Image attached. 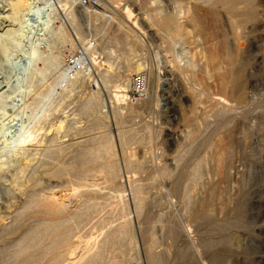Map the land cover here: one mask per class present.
Listing matches in <instances>:
<instances>
[{
    "label": "rangeland",
    "instance_id": "obj_1",
    "mask_svg": "<svg viewBox=\"0 0 264 264\" xmlns=\"http://www.w3.org/2000/svg\"><path fill=\"white\" fill-rule=\"evenodd\" d=\"M8 1L0 0V8L14 7L16 0ZM82 1L21 0L31 7L23 14L31 20V41L9 59L11 83L23 90L0 110V207H8L0 210V264H15L25 236L55 219L39 208L17 214L34 195L65 191L73 197L65 181L81 170V153L95 145L90 138L104 134L112 138L115 184L124 192L133 236L106 245L105 263L264 264V0ZM248 2L255 20L240 25L246 27H239L240 36L236 26L246 15L232 12ZM161 16L189 31L175 40L171 26L167 31L148 21ZM211 53L217 61L207 63ZM228 54L234 61H226ZM70 56L91 57V69L68 78ZM137 58L146 67L145 85L141 100L130 105L120 96H128L136 73L125 60ZM122 78L130 80L121 93ZM137 184L145 196L139 204ZM110 193L105 187L99 201ZM116 219L110 225L119 224ZM87 224L89 230L75 236L82 247L102 228L95 220ZM48 236L33 252L36 264L49 259L38 254Z\"/></svg>",
    "mask_w": 264,
    "mask_h": 264
},
{
    "label": "bare ground",
    "instance_id": "obj_2",
    "mask_svg": "<svg viewBox=\"0 0 264 264\" xmlns=\"http://www.w3.org/2000/svg\"><path fill=\"white\" fill-rule=\"evenodd\" d=\"M8 4H11V5L14 4V0H9ZM3 6H5V5H3ZM26 6L27 5L21 4V0H16L14 7H12V8H10V7L0 8V57L2 58V56H3V58H5V63L4 64L0 63V71H5L4 72L5 73L4 74L5 75V83L0 84V110L3 109L2 105L4 103V100H7V98L10 95H14V92H16V91L21 92V90H23L22 88L24 87V86L16 87L15 85H13L11 83V78L13 77L12 73H13L14 69H13L9 59L11 57H13L15 54L16 55H22V53L24 52V51H22L23 50L22 49L23 43L31 41L29 38L30 36L27 35V33H29V31H28L29 28L26 25V22H28L29 20L26 19L25 17H23L24 13H26V12L30 13V11H31V10L29 11L30 6L27 8H26ZM245 6L246 7H244V8L239 6L242 9L236 8L234 11L231 10V11H233L232 13H233L234 17L236 15V13H239V14L245 13V15H246L244 20L242 19L243 21L242 22L240 21V23H238L236 26V28L238 30L237 35H240V36L242 35L241 34L242 30L239 28L242 26H240V25H242V23L248 24L251 21L255 20V13L253 12L252 4L248 2L247 5H245ZM232 7H234V5ZM31 13H33V10ZM125 13H126V11H125ZM234 13H235V15H234ZM239 14H238V16H240ZM238 16H236V17H238ZM148 21L151 25L158 26V28H162V29H165L167 31L170 29V26H171L172 32H170V34H173L172 36L174 37L175 40L177 38L182 39L183 36L186 35V33L189 31V29L187 27L183 26L182 23L177 22V21H173L169 16H161L159 18V20L156 21L157 24H155L156 22L153 19L151 20V18H149ZM190 22L191 23H189V22L188 23L191 24L193 27H195V28L197 27V20L194 17L191 18ZM236 23H237V21H236ZM243 27L246 28L245 26H243ZM243 27H242V29H243ZM149 29H150V27H149ZM239 29L241 32L239 31ZM138 37L142 43L141 47L144 48L145 42L142 41L140 34L138 35ZM175 40H174V42H175ZM24 44H26V43H24ZM33 49H36V48L33 47ZM240 52H242V50ZM240 52L237 53V57L240 54ZM34 54H35V52L32 51V55H34ZM241 57L239 56L238 58H241ZM206 58H207L206 59L207 63H208V61L209 62L210 61L211 62L217 61V59H216L217 55L215 56V54H213V53H211L210 56L206 57ZM90 59H91V57H90ZM90 59H87V61L84 60V63H85V61L87 63L86 70L91 69V67H90L91 66V60ZM127 59L125 60V65L129 68L128 71H131L132 73H136V74L138 73L139 74V73L143 72L144 70H146L144 63L142 61H140L141 60L140 58L139 59L137 58V60H134V59L127 60ZM234 59H235V57L233 58V56H231L229 54L226 56V61H228V62H232V61H234ZM48 62L52 64L53 60L46 61L47 64H48ZM47 64H45V65H47ZM65 67H66V71L68 73V78H70L69 69L66 65H65ZM31 69H32L31 66H29L30 76L32 75ZM129 80H130L129 78H122L120 86L117 87V89L118 88L121 89V93L123 91L124 92L128 91L127 89H128V85H129ZM43 81H44V77L41 76V77H38V80L36 83L43 82ZM31 84H32V82H31ZM118 93H119V91H118ZM120 97L123 99H124V97H126L125 101L127 100V96L125 94H123V95L121 94ZM118 98H119V95H118ZM223 101L226 102L225 100H223ZM226 104H228V103H226ZM61 123L62 122H60V124ZM1 132L4 133V130ZM99 137H100V140L97 139L98 141H96V142L94 141L95 139L90 138V141L93 140L95 145H93V147L88 148L83 153H81L82 155L80 154L81 155L80 157L82 159L81 170L79 172L76 171L77 172V174H76L74 169H73L72 171H74L75 177H73L74 176L73 175L72 176L73 178H70L67 181H65L66 187H64V188L68 189L69 187H71V190L73 192V194L72 193L71 194L73 195L74 198L73 197L70 198L65 193V191L62 192L61 195H57V194L51 193V192L43 193V194H39V195H34L31 199H29L27 205L25 204L26 205L25 208L20 213L17 214L18 215L17 218L21 217V216L23 217L24 212L29 211L30 209L34 210V208H36V210H37V208H39L40 210H43V211H45L51 215H54L55 219L49 221L51 223H47V222L44 223L43 222L41 225H39V227L37 226L36 229L32 230L31 232L29 231L30 233H28L25 236V238L23 239V241L20 242L21 243V244H19L20 248H18L17 251L13 255L14 260L13 259L12 260L14 261L15 264H16V261H18V260H23L25 263H28V264H32V263L36 264L35 261H37V259H36V257L34 258L33 255L35 253H37V251L34 254H33V252L38 247L39 240L45 238L46 235L47 236L49 235L52 239H51V242L47 245V247L45 249H41L40 252L38 253L40 259H45L47 257L49 258L47 263L42 262L43 264H111V262H109V263L104 262V255H103L102 249L110 243L120 242L124 238L133 237V236H131L132 232L129 231L130 225L132 223H131V219L129 217V212H128V208H127L128 206H127V202H126V199L124 196V192L121 188H119V186H117L115 184V182L119 176V170H118L119 167H117V165L115 164L117 162L114 161L115 160L114 158L116 157V155H115V151L113 148L112 138L107 134L106 135L104 134L103 136H99ZM31 138H32V136H29L27 139H24L23 143L25 145H27L28 143L32 142ZM84 141H86V140H84ZM24 144H23V146H24ZM48 155H50V154H48ZM95 165H97L98 167H95ZM79 167H81V166L79 165ZM60 172H61V168H60V170L58 169L55 172V175H56V173H60ZM97 177L101 178L104 182H102V183L97 182L99 180V178H98V180L96 179ZM62 185H64V184H62ZM62 185L60 188L63 187ZM67 185H68V187H67ZM105 187L112 189V193H110V195L107 199H106V197L103 198L106 200H103L100 202L99 199L101 197L106 196V195L101 196V197L98 195L103 193V189ZM135 191H136V195H135L136 198L135 199H136V202L139 204L142 202L143 196H144V195L142 196V193H143L142 185L137 184L135 187ZM104 194H105V191H104ZM72 195H70V196H72ZM66 196H68L69 198ZM78 196L81 197V200L80 201L76 200L78 203H77V205H74L75 204V198ZM98 197H100V198H98ZM3 205H2L3 208L0 207V210L1 209H4V210L8 209L7 206H3ZM72 207H73V209H72ZM106 207H109V208H106ZM70 208H71V212L69 213L70 215H68V216L62 215L65 212H67V210ZM105 209L111 210V212H110L111 214L108 213V214H110L108 216V218H106L105 216H101L103 214L102 211H104ZM113 210L115 212L114 214L112 212ZM115 210L117 211V213ZM12 213L13 212L11 211V214ZM116 218L118 219V221H116V222H120V223L117 225L115 223V226L110 225V224H112L113 221L115 222L114 219H116ZM93 220H95V222L97 223V226L102 227V228L99 227L101 231L99 232V234L97 233V235H95V236L94 235L90 236L91 240L89 242V245L86 247H84V246L82 247V246H80V244H78V241L76 240L77 238H75V236L77 234H80L79 237H81L82 234L84 235V233L87 230H89L88 226L91 224V223L87 224V221L93 222ZM84 223H86V224L83 226ZM107 224H109L110 226L106 228ZM91 226H92V224H91ZM22 243H24V244H22ZM83 249H86L88 251V253L84 257H81L80 254H81ZM105 261H107V260H105ZM39 262H41V261H39ZM39 262H37V263H39Z\"/></svg>",
    "mask_w": 264,
    "mask_h": 264
},
{
    "label": "built area",
    "instance_id": "obj_3",
    "mask_svg": "<svg viewBox=\"0 0 264 264\" xmlns=\"http://www.w3.org/2000/svg\"><path fill=\"white\" fill-rule=\"evenodd\" d=\"M100 0H83L82 5L86 6H98V2ZM144 34L140 32V37L143 41ZM95 42H90V46H94ZM147 45V44H146ZM84 58L77 57V56H70L66 59V66L69 69L70 77L77 72H83L86 70V61L84 63ZM145 85V74L139 73L132 76L131 85H130V92L127 96V100L130 105L136 104L141 100V96L144 90Z\"/></svg>",
    "mask_w": 264,
    "mask_h": 264
}]
</instances>
